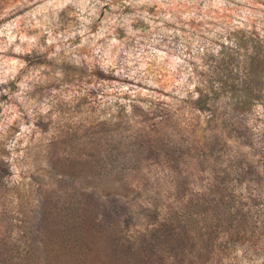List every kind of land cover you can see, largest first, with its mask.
I'll return each mask as SVG.
<instances>
[{"label":"rangeland","instance_id":"374dc122","mask_svg":"<svg viewBox=\"0 0 264 264\" xmlns=\"http://www.w3.org/2000/svg\"><path fill=\"white\" fill-rule=\"evenodd\" d=\"M255 53L251 113L197 111ZM86 184L146 264H264V0H0V246Z\"/></svg>","mask_w":264,"mask_h":264},{"label":"trees","instance_id":"16d2710c","mask_svg":"<svg viewBox=\"0 0 264 264\" xmlns=\"http://www.w3.org/2000/svg\"><path fill=\"white\" fill-rule=\"evenodd\" d=\"M258 59L257 53L245 56L244 62L247 66L241 74L243 85L240 88L232 86L227 89L208 90V92L204 89L198 90L196 97L191 101L196 106L197 111H210L208 108L214 105V102L218 103L224 98L230 112L240 115L251 113L253 105L263 96L262 80L258 78L263 61L259 59L258 66L251 67L255 65L254 62ZM252 83L255 84L252 85ZM213 114L214 111H210L209 117ZM84 172L86 173L85 178L90 179L92 177L88 174L90 168ZM84 189L86 193L82 194V202L76 208L69 207L68 209L54 206L50 209L46 205L47 210L44 207L40 208L39 216L43 215L41 219L46 222L49 220L48 227L51 224L50 227L53 228L50 233L48 230L47 234L44 233L39 239L42 245L40 256L34 255L33 257L35 250L29 253L26 250L24 252L26 253L25 259H22L19 257L18 245H8L10 247L2 245L0 246V264H146L142 257L144 254L133 255L134 245L132 244L131 247L128 242H122L119 237V224L116 221L107 216L102 221L97 218L96 213L102 212L103 206L94 198L95 195L92 190L95 189L94 186L86 184ZM81 203L84 206L83 209ZM60 210H65L68 213L66 218L58 213ZM79 210H87V212L92 210L95 213H93L94 215L92 213L91 215H83L80 214ZM42 223L43 221L40 224L38 222V226L40 227ZM39 227L37 231L40 230ZM167 235L163 237V239L168 238L165 241L167 247L179 251L184 249L178 247V245L180 246L179 238H172L177 236L176 233L169 231Z\"/></svg>","mask_w":264,"mask_h":264}]
</instances>
